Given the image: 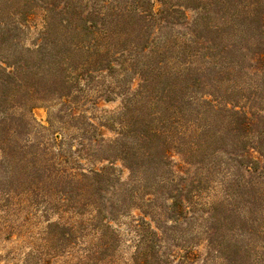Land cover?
I'll return each instance as SVG.
<instances>
[{
    "label": "trees",
    "instance_id": "1",
    "mask_svg": "<svg viewBox=\"0 0 264 264\" xmlns=\"http://www.w3.org/2000/svg\"><path fill=\"white\" fill-rule=\"evenodd\" d=\"M20 1L35 36L0 58V242L42 221L41 264H264V0Z\"/></svg>",
    "mask_w": 264,
    "mask_h": 264
},
{
    "label": "rangeland",
    "instance_id": "2",
    "mask_svg": "<svg viewBox=\"0 0 264 264\" xmlns=\"http://www.w3.org/2000/svg\"><path fill=\"white\" fill-rule=\"evenodd\" d=\"M22 12L23 9L20 0H0V36L7 30H10V35L14 37V42H6L2 44L0 43V58L8 60L9 62H13V60L18 59V57L24 56V49H22L21 41L26 42V44H29V39L32 40V38H34L35 36L34 32H24L20 27L16 26V21L21 18ZM89 95L91 96V100H94L95 95ZM118 106L119 99L109 102L100 101L99 107L95 109V111H93L99 118H105L113 114L114 111H116V109L118 108ZM56 115L57 109L47 108V105H39L32 110L30 118L32 120V125L37 128L39 126L49 127V118L51 121V119H53ZM38 131L41 132L42 130L38 129ZM108 136H110V134ZM117 168H119L120 170L121 179L125 180L128 176V172L119 164H117ZM36 212L38 213V211ZM37 216H40V213H38ZM44 226L45 225L42 224V221L35 222V226L33 228V245L29 243H24L20 240L17 241L16 244L0 242V264H41L37 260V251H43L42 242L39 240L41 236L36 235V233H40ZM183 240H190V244L192 245V243H196L197 238H195L194 233L190 232L183 237ZM178 244H181V246L184 247H188L190 245L189 243L188 245L187 242L183 241L178 242ZM32 246H34V248H32ZM128 246L129 245L127 243L122 245L124 249H126V247ZM202 256V259L205 258L204 255ZM127 257L128 256H126L125 254V258ZM56 264H61V262H57ZM203 264H217V261L211 262V260L209 259L206 262H203Z\"/></svg>",
    "mask_w": 264,
    "mask_h": 264
}]
</instances>
